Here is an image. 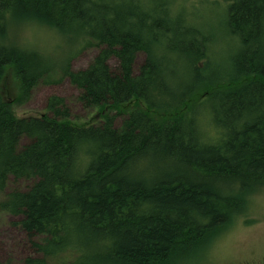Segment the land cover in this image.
<instances>
[{"label": "trees", "instance_id": "1", "mask_svg": "<svg viewBox=\"0 0 264 264\" xmlns=\"http://www.w3.org/2000/svg\"><path fill=\"white\" fill-rule=\"evenodd\" d=\"M224 3L234 42L220 71L214 26L195 12L216 0H0V189L28 182L0 210L20 217L22 264H193L264 188V0ZM29 23L93 59L74 70L71 55L20 46ZM64 78L96 110L88 120L57 95L46 112H14Z\"/></svg>", "mask_w": 264, "mask_h": 264}, {"label": "rangeland", "instance_id": "2", "mask_svg": "<svg viewBox=\"0 0 264 264\" xmlns=\"http://www.w3.org/2000/svg\"><path fill=\"white\" fill-rule=\"evenodd\" d=\"M216 1L218 4L197 6L195 12L206 25L211 23L214 26L212 44L209 43L206 49L210 50L212 67L223 71L228 68L230 45H233L234 39L231 40L232 43L229 42L222 31L225 0ZM14 40L20 46L36 50L57 63L71 55L69 62L74 70L85 68L96 53L95 48L77 50L78 44L73 43L70 38L34 23L20 28ZM143 58V53L137 54L134 72ZM109 64L113 70L117 69L116 58H110ZM51 95L65 100L69 118L73 121H86L96 114L95 109L89 111L82 107L77 100L79 89L67 78L58 83L37 84L25 102L13 106L14 112L18 116L46 112L47 100ZM48 114L51 115L50 112ZM120 119L117 117L116 125ZM27 185V181L9 178L4 188L0 189V200L9 191L24 189ZM19 219L18 216L0 210V264H22L23 259L32 254L26 235L18 223ZM193 264H264V188L249 197L246 210L210 241L202 256Z\"/></svg>", "mask_w": 264, "mask_h": 264}]
</instances>
